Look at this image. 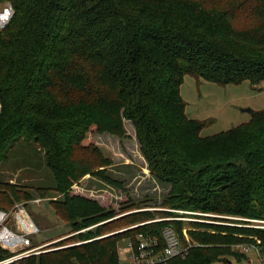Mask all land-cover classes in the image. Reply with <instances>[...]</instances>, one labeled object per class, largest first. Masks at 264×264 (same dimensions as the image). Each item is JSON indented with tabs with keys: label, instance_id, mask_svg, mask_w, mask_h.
<instances>
[{
	"label": "trees",
	"instance_id": "trees-1",
	"mask_svg": "<svg viewBox=\"0 0 264 264\" xmlns=\"http://www.w3.org/2000/svg\"><path fill=\"white\" fill-rule=\"evenodd\" d=\"M4 2L15 14L0 34V165L20 143L38 145L55 185L37 194L69 224L70 239L80 240L13 264H122L120 242L137 248L140 235L151 236L160 251L167 227L189 250L166 264H215L226 256L241 262L247 254L233 250L239 245L264 256V229L251 222L264 221V110L203 137L207 123L188 117L181 95L187 75L222 86L264 82V0ZM241 15L252 23L241 25ZM125 120L151 175L170 186L162 215L218 216L188 223L193 242L185 241V220L153 222L155 211L127 215L132 227L107 235L121 219L74 191L111 164L83 155L88 134L124 137ZM32 200L30 191L0 181V209ZM11 256L0 247V261Z\"/></svg>",
	"mask_w": 264,
	"mask_h": 264
},
{
	"label": "rangeland",
	"instance_id": "rangeland-1",
	"mask_svg": "<svg viewBox=\"0 0 264 264\" xmlns=\"http://www.w3.org/2000/svg\"><path fill=\"white\" fill-rule=\"evenodd\" d=\"M218 1L222 2V0ZM239 20L241 25L252 23L247 15H241ZM181 95L187 104L188 117L207 123L201 132L203 137L214 136L250 122L252 114L245 110L251 109L253 113L264 110V82L257 85L244 82L240 85L222 86L187 75L181 88ZM124 130L126 133L124 137L100 134L96 131L88 134L84 142L86 150L83 155L88 158L93 157L95 164L101 163L104 158L111 164L96 169L103 172V177L88 175L73 187L74 191L82 196L97 201L105 209L114 211L117 215L115 219H121L120 226L107 232V235L130 229L132 224L127 219L124 220V217L133 213L155 211L158 213L156 220L167 218L162 215L167 210L162 204L170 191V186L160 184L151 175L141 152L134 125L125 120ZM105 176L119 181L122 186L107 183L104 180ZM0 181L18 185L33 193L34 200L28 202L25 208L40 229V233L33 240L34 245L52 240L54 242L49 244L47 249L52 251L80 241L77 238L70 239L73 234H69V224L57 215L50 199H43L37 194L38 188L55 185L53 175L47 168L44 154L38 145L23 142L15 147L8 160L0 165ZM51 199H59V196L54 195ZM177 213L184 214L182 217H185L177 219H184L186 222L183 231L186 243L193 242L188 235L190 221L215 223L214 220L218 217L203 213L178 211ZM255 225H257L255 228L262 226L260 222ZM129 243L128 240L119 243L120 254L128 248ZM245 247L248 245H239L233 250L243 253ZM246 254L247 258L241 262H237L234 257L226 256L223 261L215 264H264V258L259 256L255 249H251ZM121 260L122 264H125L122 255Z\"/></svg>",
	"mask_w": 264,
	"mask_h": 264
},
{
	"label": "built area",
	"instance_id": "built-area-1",
	"mask_svg": "<svg viewBox=\"0 0 264 264\" xmlns=\"http://www.w3.org/2000/svg\"><path fill=\"white\" fill-rule=\"evenodd\" d=\"M14 14L15 10L11 3H0V34L10 24ZM1 112L2 105L0 104V115ZM158 221L160 220L153 222ZM252 222L256 224L260 222L262 226L258 227L264 229V221L253 220ZM39 233L40 229L23 204H17L10 212L0 209V247L13 255L0 261V264H13L23 258L42 253V249L48 247L49 244L34 247L33 240ZM163 234L166 246L160 251L157 239L140 235L137 248H134L130 243L128 248L120 254L123 256L125 264H166L171 259L179 256L184 257L188 253L189 248L182 245L173 228H165ZM251 249H255L258 255L264 258L259 249L254 246L245 247L244 251L247 253Z\"/></svg>",
	"mask_w": 264,
	"mask_h": 264
},
{
	"label": "water",
	"instance_id": "water-1",
	"mask_svg": "<svg viewBox=\"0 0 264 264\" xmlns=\"http://www.w3.org/2000/svg\"><path fill=\"white\" fill-rule=\"evenodd\" d=\"M245 111L250 113V114H253V110H251V109H248V110H245Z\"/></svg>",
	"mask_w": 264,
	"mask_h": 264
}]
</instances>
